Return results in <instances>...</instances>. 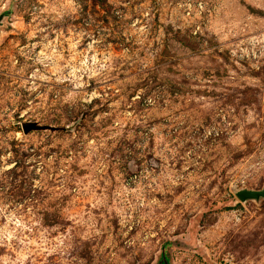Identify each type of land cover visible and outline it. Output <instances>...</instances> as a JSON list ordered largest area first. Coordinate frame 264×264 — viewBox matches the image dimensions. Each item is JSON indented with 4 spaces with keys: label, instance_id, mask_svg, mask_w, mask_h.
<instances>
[{
    "label": "rangeland",
    "instance_id": "rangeland-1",
    "mask_svg": "<svg viewBox=\"0 0 264 264\" xmlns=\"http://www.w3.org/2000/svg\"><path fill=\"white\" fill-rule=\"evenodd\" d=\"M262 188L264 0H0V264H264Z\"/></svg>",
    "mask_w": 264,
    "mask_h": 264
},
{
    "label": "water",
    "instance_id": "water-1",
    "mask_svg": "<svg viewBox=\"0 0 264 264\" xmlns=\"http://www.w3.org/2000/svg\"><path fill=\"white\" fill-rule=\"evenodd\" d=\"M31 128H35V125H23L24 131H28ZM235 196L242 202L247 200H259L260 198L264 199V188H262L261 190L241 189L235 193Z\"/></svg>",
    "mask_w": 264,
    "mask_h": 264
}]
</instances>
